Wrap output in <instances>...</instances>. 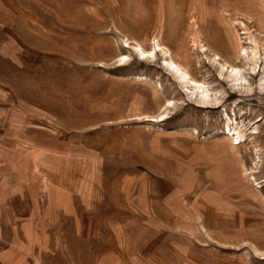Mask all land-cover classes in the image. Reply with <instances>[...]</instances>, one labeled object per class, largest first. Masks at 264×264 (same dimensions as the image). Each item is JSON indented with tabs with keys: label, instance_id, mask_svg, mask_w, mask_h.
I'll return each instance as SVG.
<instances>
[{
	"label": "rangeland",
	"instance_id": "obj_1",
	"mask_svg": "<svg viewBox=\"0 0 264 264\" xmlns=\"http://www.w3.org/2000/svg\"><path fill=\"white\" fill-rule=\"evenodd\" d=\"M0 167L72 189L71 264H264V0H0Z\"/></svg>",
	"mask_w": 264,
	"mask_h": 264
},
{
	"label": "crops",
	"instance_id": "obj_2",
	"mask_svg": "<svg viewBox=\"0 0 264 264\" xmlns=\"http://www.w3.org/2000/svg\"><path fill=\"white\" fill-rule=\"evenodd\" d=\"M29 174L23 173L26 179L19 186L0 179V264H71L72 256L88 258L92 243L85 227L74 223L78 210L72 189L63 187L58 194L56 183L47 178L37 184L38 177ZM78 240L80 247H75Z\"/></svg>",
	"mask_w": 264,
	"mask_h": 264
},
{
	"label": "bare ground",
	"instance_id": "obj_3",
	"mask_svg": "<svg viewBox=\"0 0 264 264\" xmlns=\"http://www.w3.org/2000/svg\"><path fill=\"white\" fill-rule=\"evenodd\" d=\"M163 48L164 47H162L160 44H158V42L149 51L145 50L140 45L133 47L136 54L145 60L146 59H155L158 53H162L165 56V60H164L163 64L166 66L167 70L170 71V73H172V75H174L178 80H180L182 83H184V85L185 84L186 85H192L195 90H199V91L201 90L202 95L208 94L209 90H207V87H205L203 84H200L198 81L196 82L195 80H193L189 76V73L187 71L182 70L181 66H179L176 62H174V60H173L172 56L169 54V52L164 50ZM256 58H257V56H256ZM125 60H127V57ZM245 60H247V59H245ZM214 61L217 65H220L222 71L227 70L226 66L219 62V59L218 60L215 59ZM227 72H228V70H227ZM230 76L232 77L233 82L244 81V78L241 76V71L238 68H233V66L231 67ZM203 104L206 105V104H208V102L205 101ZM227 120H228L227 121L228 126H230V124H232V123H230L229 118H227ZM232 135H233V133H232ZM237 140H239L237 142L238 145L243 144L246 140L244 137V134L243 133L240 134L239 139H237Z\"/></svg>",
	"mask_w": 264,
	"mask_h": 264
}]
</instances>
